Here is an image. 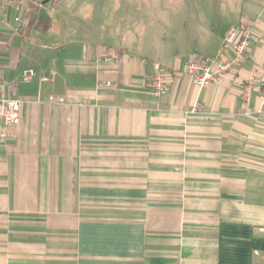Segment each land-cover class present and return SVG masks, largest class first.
<instances>
[{"label": "crops", "instance_id": "1", "mask_svg": "<svg viewBox=\"0 0 264 264\" xmlns=\"http://www.w3.org/2000/svg\"><path fill=\"white\" fill-rule=\"evenodd\" d=\"M26 4L0 38V82L22 101L0 128V264H264V101L243 97L264 76V0H50L44 24ZM239 24L260 42L198 87L184 62Z\"/></svg>", "mask_w": 264, "mask_h": 264}, {"label": "built area", "instance_id": "2", "mask_svg": "<svg viewBox=\"0 0 264 264\" xmlns=\"http://www.w3.org/2000/svg\"><path fill=\"white\" fill-rule=\"evenodd\" d=\"M26 3L37 4L38 0H0V16L1 22L8 21L9 11L11 9L21 10ZM19 25L22 24V17H18ZM260 42L249 25L239 24L234 26L220 47L218 54L214 57H202L194 55L184 62V71L191 76L195 84L203 88L211 82H216L218 79L226 74L235 71L247 59L248 53L253 44ZM103 59L107 62L116 60V56L111 53L103 55ZM35 72L33 69H25L22 72V78L29 81ZM55 73L50 75H43L42 81H53ZM106 85H110L109 82ZM259 87L260 98L264 101V76L252 74L246 81L243 87V97L246 102L249 100L251 90ZM15 83H9L6 80L0 82V128L15 126L20 122V109L22 101L19 98L11 97L7 90L14 88ZM149 87L154 95L160 97L168 91V82L165 74L160 69L159 64H154V74L151 76ZM64 98L56 100L51 96L50 103L64 102ZM199 105H194L191 109L192 113H196ZM249 111V108L247 109ZM0 136L5 137L6 134L1 132Z\"/></svg>", "mask_w": 264, "mask_h": 264}, {"label": "rangeland", "instance_id": "3", "mask_svg": "<svg viewBox=\"0 0 264 264\" xmlns=\"http://www.w3.org/2000/svg\"><path fill=\"white\" fill-rule=\"evenodd\" d=\"M41 1V3L43 2L42 0H39ZM50 1V0H48ZM48 1L44 4V7L49 9L51 8L52 6L48 4ZM25 9H29L30 8L28 7L27 4L24 5V7H22L21 10H17V9H13V17H12V25H16V20H15V16L19 13L21 14L23 10ZM8 26L6 27V23H3L1 22V16H0V36H3V37H0L1 39L2 38H8L10 37V33H16L15 29L13 28V26ZM53 25L50 26L49 28H44V27H41V26H35L32 28V32H31V35H30V43L31 44H27V48H26V51L29 50V51H32L36 48L37 51H41V47L43 46V43L47 42V40L49 39V36L51 35V31L53 29Z\"/></svg>", "mask_w": 264, "mask_h": 264}, {"label": "water", "instance_id": "4", "mask_svg": "<svg viewBox=\"0 0 264 264\" xmlns=\"http://www.w3.org/2000/svg\"><path fill=\"white\" fill-rule=\"evenodd\" d=\"M46 1H43L38 8V11L35 13V18L37 19L38 24H44L50 21V16L44 7Z\"/></svg>", "mask_w": 264, "mask_h": 264}]
</instances>
